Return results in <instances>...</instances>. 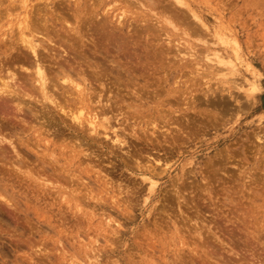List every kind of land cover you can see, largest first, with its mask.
Returning a JSON list of instances; mask_svg holds the SVG:
<instances>
[{"label":"rangeland","instance_id":"1","mask_svg":"<svg viewBox=\"0 0 264 264\" xmlns=\"http://www.w3.org/2000/svg\"><path fill=\"white\" fill-rule=\"evenodd\" d=\"M250 1L251 4H249ZM257 2L258 0H0V39L5 37L6 42L10 39V46H15L13 39H18L19 17L30 13L32 17H29L35 20L36 17L42 18L39 14L50 15L52 10L58 11L61 16L74 23L76 15H79L80 24L86 22L88 29L83 24L81 29L84 30L81 31L88 34L87 36L99 37L98 34L101 32L102 35L105 32L106 37L111 36L112 47L106 42L109 45H107L108 50L110 52L113 50L114 54L116 51L122 54L126 51L124 56L129 54L130 57L125 56L129 60L123 59L125 64L127 63L126 66L132 67L133 70L130 69V77L126 76L124 71L112 70L120 76L122 73V76L128 79L132 77V81L121 83L122 86H126L121 92L125 94L124 98L127 101L139 103L140 108L143 107L141 112L146 114L145 117H142L140 113V117L138 114L135 117L130 116L133 119L129 117V121L121 117L119 120L117 118L111 120V125L114 121L117 122L115 124L117 127L114 126L121 134L125 133L124 130H130V133L140 136L135 138V135L128 133L130 137H127L130 139L127 140L128 148L115 146L113 153L110 152L109 145L112 144L111 139L114 137V133L111 134L113 129L109 130L111 133L107 130L111 138L106 140L110 139V142L102 141L104 137L101 136V139L97 141L98 144L93 145L79 137V140L81 139L84 143L83 147L86 148L87 145L97 154H95L98 156L96 159L99 160L101 156L104 159L107 152L109 157L106 156L107 159L104 160L101 157L97 164H103L100 166L101 169L110 174L107 178L114 179L115 183L123 184L122 188L127 186V189L124 188L126 192L124 194L119 193L118 188L112 187L106 177V179L103 178L105 173L100 175L95 174L94 168L90 170L92 167L87 166L88 160L85 156V158L83 155L75 157L77 158L75 162L71 145L75 143L74 139L81 135H71L69 127L61 123L58 117L62 114L53 108L51 112L54 110V113L52 112L53 115L55 114L54 120L48 125L50 127H47L51 130L57 129L59 132L54 130L53 135L42 132L40 142L36 140L38 138L34 133L40 124L36 123L38 121L33 120L34 118L31 119L33 124L28 122L31 118L30 114H28L29 118L26 116L27 113L20 112L18 113L20 118L6 120V122L3 120L4 123H13V120L16 122L14 123L17 127L14 125L16 129L13 128L19 133L13 138L21 137V139H15L18 141L16 145L21 155L16 158L6 143L0 144L5 149L0 148L7 150L6 155L9 152L7 156L10 161L15 160L17 164L21 162V169L18 166L14 168L9 163L6 166L0 164V193L5 194L9 200L8 202L0 199V264H76L75 261L79 264H81L80 261L84 264H241L245 258L244 264H255L259 260L257 264H264V8ZM185 13L187 18H184ZM51 18L54 16L49 17V23L53 20ZM96 22H98L97 25ZM100 29L103 31L99 32ZM107 29L114 31L112 33L118 36L110 35L111 32L109 34ZM67 33L65 37L75 39L73 31ZM205 42L208 47L204 45ZM3 43L0 40V60H4L6 56L2 53L5 48ZM6 45L8 47L9 43ZM124 45L122 50H118ZM16 46L17 50L19 45ZM114 47L117 49H113ZM16 50L10 55H15ZM213 51L215 52L212 53ZM191 53L196 57L190 56L193 55ZM45 54L47 56L48 53L45 52L43 55ZM214 57L216 61L218 59L217 63H222L217 65ZM211 59L213 62L210 61ZM17 64L11 68L16 67L15 71H20ZM206 66L208 68H205ZM218 70H222L221 73ZM89 71L87 76L92 78V71ZM21 72H17L18 75H24ZM2 73H5V70ZM111 75L110 73L109 79L103 81H109L108 86L115 80L110 81ZM92 79L94 82L95 79ZM95 84H97L96 81ZM95 84L92 85L93 90L97 91L100 86ZM132 90L140 92L143 100H138ZM102 95H105L103 100L106 102L107 93ZM222 103H226V106ZM126 115L129 114L126 113ZM22 116L25 120L27 119L26 126L19 122ZM149 118L155 119L159 126L166 123V120H171L163 124L167 128L161 130L165 132V135L160 137L163 143L155 139L162 134L161 131L158 130V133L155 129L156 133H152L151 125L147 133L142 130V127H146V122H141L142 119ZM212 119L217 120L213 122ZM176 121L182 122L178 124ZM66 123L70 121L66 120ZM176 123L183 129L191 128L192 131L189 130L190 133L184 137L180 134V130L172 127L176 126ZM121 124H126L124 130ZM101 132L104 133L103 130ZM152 134H156L155 137ZM62 135H65L62 138L69 139L68 141L72 143L59 139ZM178 135L181 138H176L180 141L177 143L174 137ZM44 136H49L45 140L50 139L52 143L49 150L45 151L42 145ZM70 136H72L71 139ZM131 136L135 137L131 138ZM166 136L168 140L171 138L170 144L164 141ZM32 143H34L33 146ZM36 145L39 147L37 148ZM99 145H102L101 149ZM97 147H99L98 150ZM135 148L137 153L134 151ZM69 149L72 151L71 154ZM50 150L54 156L53 162L47 153ZM115 150L118 152L116 153ZM125 150L139 157L142 164L147 161L156 166L158 163V167L153 170L154 172H145L144 166L139 168L135 161L128 158L129 154ZM96 151L100 152L101 156ZM41 152L47 154L49 159L43 157ZM46 160L49 162L47 163ZM36 166L40 169L37 170ZM29 167L32 169H26ZM38 172L40 174L42 172L43 176L40 177ZM28 174L32 175L29 177ZM188 175L190 177H187ZM80 176L84 179H80ZM98 176L100 181H97ZM143 177L158 180L155 188L153 187V192L148 186L150 180H145ZM118 179H122L125 184ZM102 184L109 187H102ZM90 186L92 189H89ZM99 189H101L100 192ZM131 190L136 191L133 193ZM118 193L124 198H121ZM110 194L114 196H111L112 200H110ZM147 194L150 196L148 197ZM130 199L135 201V207L132 205L133 209L130 206ZM133 200L132 204H134ZM192 216L193 218H190ZM201 218L210 221L209 226L208 222L204 219L201 221ZM101 220L104 221L100 222ZM198 221L199 223L196 224L195 222ZM105 222L108 225L104 224ZM192 222L195 224L193 225ZM211 223L215 230L210 228ZM195 225L200 230L196 229ZM116 227L122 231V235L111 234L110 231L115 230ZM113 240L115 242L111 243ZM226 240L235 241L233 243L235 247H232L233 250L236 248L235 252L231 249L227 250L228 244H224ZM111 246L115 248L112 250ZM92 254L100 256L90 258L93 262L89 263L90 260L86 259ZM229 257L230 263L227 262Z\"/></svg>","mask_w":264,"mask_h":264},{"label":"bare ground","instance_id":"2","mask_svg":"<svg viewBox=\"0 0 264 264\" xmlns=\"http://www.w3.org/2000/svg\"><path fill=\"white\" fill-rule=\"evenodd\" d=\"M254 2V1H253ZM257 3H260L261 4V6H262V8H264V0H258V2ZM249 4H251V1L249 2ZM256 4V3H255ZM259 5V4H258ZM254 6V5H253ZM252 6V7H253ZM254 8V7H253ZM261 8V9H262ZM255 10V9H254ZM54 10H52V12H50L49 14L51 15V16H54V18H51V19H53L52 20V22H50L49 23V17H51L50 15H46V14H39V13H37V14H39V15H42V18H38V17H36L35 18V20L34 19H32L31 17H32V14H30V13H28V14H26L25 16H23V17H19L18 18V22H17V30H18V39L17 40H14L13 39V41H14V44H18L19 45V47L17 48V50H16V45L15 46H10V42H9V40L6 42V40H7V38H1L0 40L2 41V42H4L3 44H4V46H5V48L2 50V53H4L6 56H5V58H4V60H0V144H3V143H6V144H8L9 146H10V148H11V151L13 152V154L15 155V157L16 158H18V157H20V152L18 151V145H16L17 143H18V141H15V139L16 140H18V139H21V137L20 138H13V136L15 137L16 136V134H18L19 132L18 131H14V128L16 129V125H15V119L16 118H20V116L18 115V113H20V112H22V114L24 113V114H26L27 113V117H29L30 115V120H28V122L30 121L31 122V119H33V120H36V121H38V122H36V123H38V124H40L39 126L40 127H38L37 129H36V131L34 132V133H36L35 134V136H36V138H38V139H36L38 142H40L41 141V139H42V137H41V133L42 132H47V135H50V134H48V133H51L52 135L54 134V130H57V129H54V130H51V128H49L48 129V127H50V126H48V125H50V123L54 120V115H53V113H54V110H56L57 112H59L60 114H62L61 116H58V117H60V121H61V123H64V125L65 126H68L69 127V130L71 131V135H76V136H78V135H81V136H78V137H76V138H78V139H74L75 140V143H72L71 141H68L69 139H64V138H62L63 136H65V135H62L59 139H64V140H66V141H68V142H71L72 143V145H71V147L73 146V153L74 154H72L73 155V158L75 159V157H79V155L81 156V155H83V157L86 159V160H88L87 161V166L89 165V167L91 168L90 170H93V168L96 170L95 171V174L96 173H98V174H100V175H102V173H105L103 176V178H107L110 174L109 173H106V172H104L101 168L102 167H100L101 165H103V164H101V165H98L97 164V162L99 161L100 162V159H101V157H102V159H103V156H101L100 155V152H101V150H99L100 152H98V151H96V152H98L99 153V155L101 156L100 157V159L98 160V159H96V158H98V156H96L97 154L96 153H94L93 152V150L92 149H90V147H88L87 145H86V148L85 147H83V144L84 143H82L83 141H81V139H83V140H85V141H87V142H89V143H92L93 145L95 144H98V140H99V138L101 137V136H103L104 138H102V141H105L106 139H108V138H111L109 135H110V131H111V129H113V132L111 133V134H113L114 133V137H113V135H112V137H113V139H111V142H112V144L111 143H108V144H111V145H109V146H111V147H109L110 148V152L111 153H113V147H121L122 148V146H126V148H128L129 147V143H128V139L130 138L129 136H128V133H129V135H131L132 133H130V130H124L125 129V125L127 124V123H129L128 121V118L130 117V116H136V114H138V117H140V115H139V113L141 114V116L142 117H145L146 116V114L144 115L141 111V109L143 108V107H141L140 108V104L138 103H133L132 101H127L125 98H124V93H122L121 91H122V89H123V87L124 88H126V86H122L121 85V83H125V82H127V81H132V77L131 78H126L125 76L123 77L122 76V73H121V76L119 75V74H117V73H114L112 70H114V69H116V70H120V71H124L125 73H126V76H129V75H131V68H129L128 66H126V64H125V60L127 61V60H129V58H125V56L126 57H128L129 56V52L127 53L128 55H125L124 56V53H126V51H123V54L122 53H120V51L119 52H117L116 51V53L114 54V53H112L113 52V50H111L112 52H110L108 49V47H107V45L109 44V45H111L112 43H113V40H110V37L108 36V37H106L107 35L105 34V32H104V34L103 35H105V36H103L102 35V32L101 31H103V30H101L100 29V31L99 32H101L100 34H98L99 35V37H97V36H95V38H94V36H87L88 34H84L81 30L83 29H81V27L83 26V24L85 25V23L83 22V24H82V22H81V24H80V22H79V15H76V22L74 23L73 21V23L72 22H70L66 17H64V16H61V14L58 12V11H56V12H54ZM183 12V11H182ZM263 12V11H262ZM72 14V13H71ZM186 15H184V18L187 16V13H185ZM262 14V13H261ZM36 14H34V16H35ZM260 15V14H259ZM264 15V14H263ZM6 16V15H5ZM29 16H31V17H29ZM73 16V15H72ZM75 16V15H74ZM179 16H181V15H179ZM6 17H8V16H6ZM84 18V17H83ZM184 18H183V21H184ZM187 18V17H186ZM81 19V18H80ZM186 20V19H185ZM75 21V20H74ZM81 21V20H80ZM84 21V20H83ZM88 21H90V20H88ZM87 21V22H88ZM99 22V21H98ZM98 22H96V25L98 24ZM184 22H186V21H184ZM100 23V22H99ZM92 24V23H91ZM101 24V23H100ZM102 24H105V23H102ZM81 25V26H80ZM93 25V27L95 28V26H94V24H92ZM99 26V25H98ZM97 26V27H98ZM85 27H86V25H85ZM84 27V28H85ZM89 27V26H88ZM102 27V26H101ZM203 27V26H202ZM87 28V27H86ZM203 28H205V27H203ZM88 29V28H87ZM97 29V28H96ZM95 29V30H96ZM84 30V29H83ZM68 31H73L74 33H72V34H74L75 35V39H73V37L72 38H70L69 37V35L71 34V33H69V35H68V37L70 38H67V37H65L64 35H65V33H67ZM107 32H109V34H110V30L108 31V29L106 30ZM64 34V35H62V33ZM93 32V31H92ZM95 32V31H94ZM93 32V33H94ZM106 32V33H107ZM112 32H114V31H112ZM111 32V34L110 35H113L114 33H112ZM218 33V32H217ZM68 34V33H67ZM108 34V33H107ZM116 34V33H115ZM114 34V35H115ZM4 35V34H3ZM73 35V36H74ZM117 35V34H116ZM9 36V35H8ZM118 36V35H117ZM224 36V35H223ZM104 37V38H103ZM106 37V38H105ZM115 36H113V38H114ZM122 37V36H121ZM117 38V37H116ZM115 38V39H116ZM120 38V37H119ZM118 38V40H120ZM123 38V37H122ZM223 38V37H222ZM104 39H106V40H104ZM112 39V38H111ZM114 39V40H115ZM123 39H125V38H123ZM223 40H225L224 38H223ZM12 41V42H13ZM125 41V40H124ZM106 42H108V44H106ZM110 42H112V43H110ZM128 42V41H127ZM6 43H9V46L7 47V45H6ZM114 43H116V41L114 42ZM120 43H121V41H120ZM123 43V42H122ZM129 43V42H128ZM206 43V42H205ZM13 44V43H12ZM126 44V43H125ZM108 45V46H109ZM204 45H208L207 43L206 44H204ZM114 46V45H113ZM111 47H112V45H111ZM110 47V48H111ZM125 47V45L124 46H120V49H118V50H122L121 48H124ZM208 47V46H207ZM7 49H9V51H7ZM113 49H117V48H113ZM204 49V48H203ZM202 49V50H203ZM216 49V48H215ZM16 50V54L15 55H10V53H12V51H15ZM127 50V49H126ZM206 50V49H205ZM208 50H209V48H208ZM208 50H206V51H208ZM211 50V49H210ZM201 51V50H200ZM204 51V50H203ZM203 51H201V52H203ZM45 52H47L48 54H47V56H46V54L45 55H43ZM115 52V51H114ZM122 52V51H121ZM209 52V51H208ZM208 52L207 53H205V56H206V54H208ZM215 51H213L212 53H214ZM222 52V51H221ZM220 52V54H222ZM43 53V54H42ZM211 53V52H210ZM218 53V52H217ZM120 55V54H122L121 56H117V55ZM191 54H193V53H191ZM200 54H203V53H200ZM130 55H132L131 53H130ZM136 55V54H135ZM199 55V54H198ZM197 55V56H198ZM204 55V54H203ZM218 55H219V53H218ZM223 55V54H222ZM115 56V57H114ZM190 56H195L194 54L193 55H190ZM208 56H210V54L208 55ZM212 56V55H211ZM224 56V55H223ZM222 56V57H223ZM226 56V55H225ZM130 57V56H129ZM196 57V56H195ZM213 57V56H212ZM123 58H125V60L123 59ZM211 58V57H210ZM215 58V57H214ZM226 58V57H225ZM224 58V59H225ZM197 59H198V57H197ZM201 59V58H200ZM204 59V58H203ZM223 59V60H224ZM60 60H62V61H60ZM70 60H72V62H70ZM193 60V59H192ZM199 60V59H198ZM202 60V59H201ZM215 61H216V58L214 59ZM220 60V59H219ZM222 60V61H223ZM226 60V59H225ZM18 61H22L21 63H16V62H18ZM132 61V60H131ZM205 61H206V57H205ZM207 61H208V59H207ZM210 61H212L213 62V59H211ZM214 61V62H215ZM217 61H218V59H217ZM217 61H216V63H217ZM179 62H180V60H179ZM203 62H204V60H203ZM211 62V63H212ZM198 63H200V61L198 62ZM222 63V62H221ZM221 63H217V65H219V64H221ZM16 64L17 65H19L18 67H20V71H22L21 73L22 74H24V75H18L19 73H17V72H20V71H15L16 70V67H15V69H12L11 67L13 66V65H15L16 66ZM65 64H67V65H65ZM182 64V63H181ZM224 64H226L225 62H224ZM214 65H216V64H214ZM223 65V64H222ZM109 66V67H108ZM202 66H204V65H202ZM231 66V65H230ZM14 67V66H13ZM205 68H208L207 66L205 67ZM211 68V67H210ZM213 68H215V67H213ZM5 70V73H2V71H4ZM131 69V70H130ZM134 69V68H133ZM212 69V68H211ZM211 69H209V70H211ZM217 69V68H216ZM89 70H91L92 72H91V74H92V78H94L95 79V81H96V83L97 84H99V86H100V89L98 88V90H100V91H94L93 89H94V86H92V85H94L95 84V81L93 82V79L92 78H90V77H88L87 75V71H89ZM133 71V70H132ZM206 71V70H205ZM215 71V70H214ZM219 71V70H218ZM220 71H222V70H220ZM219 71V72H220ZM230 71H231V69H230ZM90 72V71H89ZM123 72V73H124ZM208 72H211V71H208ZM217 72V71H216ZM218 72V73H219ZM110 73L112 74L111 75V77H112V79L110 78V81L111 80H114V81H111L110 82V85L108 86V84H109V81L108 82H103L104 80H108L109 79V75H110ZM213 73V72H212ZM221 73V72H220ZM114 74V75H113ZM216 74V73H215ZM224 74H225V72H224ZM90 75V74H89ZM213 75V74H212ZM217 75H220L221 76V74H217ZM227 76H228V74H226ZM231 75H233V73H231ZM114 77V78H113ZM130 77V76H129ZM98 81H99V83H98ZM108 83V84H107ZM243 83V82H242ZM97 84H95V85H97ZM244 84V83H243ZM98 86V85H97ZM97 86H96V88H97ZM240 87H242V85L240 86ZM96 90V89H95ZM94 92H97V93H94ZM132 92H133V94L135 95V97L138 99V100H140V101H142L143 100V97H142V94L140 93V92H137V91H134V90H132ZM104 93H107V96H106V99H105V101L106 102H104V98H103V96L105 97V95H102V94H104ZM232 93V92H231ZM208 94V93H207ZM210 94V93H209ZM223 95V94H222ZM95 96H97V97H94ZM123 97V98H122ZM214 97H217V96H214ZM231 97H232V94H231ZM233 97H235V96H233ZM206 98V97H205ZM218 98V97H217ZM119 99H120V101H119ZM239 98H237V100H238ZM26 100H28V101H26ZM133 101H135V100H133ZM196 100H195V98H194V102H195ZM231 101H232V98H231ZM234 101H236V100H234ZM241 101V100H240ZM239 101V102H240ZM114 104H113V103ZM205 102H206V100H205ZM208 102V101H207ZM238 102V101H237ZM211 103H213V102H211ZM210 103V104H211ZM233 103V102H232ZM247 103V102H246ZM193 104V103H192ZM214 104H216V103H214ZM213 104V105H214ZM222 104H225V106H226V103H222ZM234 104H235V102H234ZM39 106V107H38ZM207 106V105H206ZM212 106V105H211ZM220 106V105H219ZM219 106H217V107H219ZM232 106V105H231ZM235 106V105H234ZM194 107V106H193ZM196 107V106H195ZM208 107V106H207ZM214 107H216V106H214ZM54 109L52 112H51V109ZM220 108V107H219ZM222 108L224 109V106H222ZM146 109V108H145ZM229 109V108H228ZM231 109V108H230ZM140 111V112H139ZM158 111V110H157ZM174 111V110H173ZM209 111V110H208ZM224 111V110H223ZM229 111V110H228ZM108 112H110V113H108ZM128 113L129 115L127 116L126 115V113ZM202 112V111H201ZM207 112V111H206ZM212 112V111H211ZM131 113V114H130ZM145 113V112H144ZM28 114H30V115H28ZM162 114V113H161ZM201 114V113H200ZM205 114V113H204ZM144 115V116H143ZM151 115V114H150ZM25 116V115H24ZM24 116H22L21 117V119H19V122H22L25 126H26V124L25 123H27V119L25 120L24 118L26 117H24ZM63 116V117H62ZM65 116V117H64ZM153 116V115H152ZM157 116V115H156ZM215 116V115H214ZM24 117V118H23ZM123 118V119H125V120H128V121H126L125 123L126 124H121V126H122V130H124L123 132H125V133H120V132H118V130H116V121H114L113 122V125H111L112 123H111V120L113 119V118H117L118 120H119V118ZM154 117V116H153ZM204 117V116H203ZM213 117V116H212ZM66 118H69V119H66V120H69L70 121V123H66V120L65 119ZM131 118V117H130ZM165 119H166V117H164ZM181 118V117H180ZM179 118V119H180ZM206 118H207V116H206ZM213 118H216V117H213ZM11 119H14L13 120V123L12 122H8V123H4V121L3 120H5V122H6V120H11ZM131 119H133V118H131ZM137 119V118H136ZM135 119V120H136ZM161 119H163V117H161ZM182 119H184V117H182ZM114 120V119H113ZM112 120V121H113ZM141 119L139 118V121H140ZM177 120V119H176ZM214 120H217V119H212V121L213 122H215ZM222 120V119H221ZM16 121H18V120H16ZM59 121V122H60ZM138 121V120H137ZM143 121H145L146 122V127H142V130L144 131V133H147V131H148V129H149V125H151V127L153 128V131H152V133H156L154 130L155 129H157V131L159 130V131H161V130H165V129H167V128H165L164 127V125L163 124H166L167 122L169 123V122H171V120H169L168 119V121L166 120V123L164 122L161 126H159V124L157 123V121L155 120V119H148V120H143L142 119V121L141 122H143ZM164 121V120H163ZM162 121V122H163ZM180 121V120H179ZM177 122L178 124L180 123L181 124V122ZM183 121H185V120H183ZM187 121V120H186ZM218 121H219V119H218ZM15 122V123H14ZM33 122V121H32ZM31 122V123H32ZM58 122V123H59ZM174 122V121H173ZM217 122V121H216ZM121 123V122H120ZM123 123V122H122ZM177 123L175 124L176 126H172V127H174L175 129L177 128V130H180V134H182L184 137L185 136H187L188 135V133H190L189 132V130H191L192 131V129L190 128L189 130L188 129H183V127H181V125H177ZM10 124V125H9ZM18 124V123H17ZM20 124V123H19ZM18 124V125H19ZM22 124V125H23ZM28 124H30V123H28ZM27 124V126L28 127H30L29 125ZM33 124V123H32ZM140 124V123H139ZM171 124V123H170ZM182 124H184V123H182ZM14 125L16 126V127H14ZM23 125V126H24ZM116 127H115V126ZM128 125V124H127ZM131 125V124H130ZM133 125V124H132ZM131 125V126H132ZM19 126H21V125H19ZM38 126V125H37ZM48 126V127H47ZM129 126V125H128ZM14 127V128H13ZM120 127V126H119ZM130 127V126H129ZM132 127H134V125L132 126ZM140 127V126H139ZM21 128H23V127H21ZM66 128V127H65ZM163 128V129H162ZM13 129V130H12ZM24 129H25V127H24ZM29 129V128H28ZM59 129V128H58ZM120 129V128H119ZM168 129H169V127H168ZM19 130V129H18ZM34 130H35V127H34ZM60 130V129H59ZM104 131V133L103 132H101V131ZM107 130L110 132L109 134H108V132H107ZM19 131H21V130H19ZM53 131V132H52ZM63 131V130H62ZM159 131H158V133H159ZM168 131V130H167ZM194 131V130H193ZM23 132V131H22ZM25 132V131H24ZM23 132V133H24ZM44 132V133H45ZM57 132H59L58 130H57ZM61 132V131H60ZM131 132H133V130H131ZM162 132V131H161ZM160 132V133H161ZM173 132H174V130H173ZM194 132H196V131H194ZM55 133H56V131H55ZM67 133H69V132H67ZM136 133V132H135ZM168 133V132H167ZM176 133V132H175ZM46 134V133H45ZM56 134H58V133H56ZM63 134V133H62ZM70 134V133H69ZM69 134H67V135H69ZM44 135V134H43ZM51 135V136H52ZM132 135H135V134H132ZM155 135L156 134H152V136H154L155 137ZM162 135H165V132H162V134L161 135H159L157 138H155L159 143H161V141H160V137L162 136ZM166 135H168V134H166ZM181 135V136H182ZM189 135H193V134H189ZM40 136V137H39ZM59 136V135H58ZM136 136V135H135ZM135 136H131V138H133V137H135ZM174 136V135H173ZM194 136V135H193ZM46 137H48L49 138V136H46ZM45 136L43 137V140H44V142H42V143H44V144H42V145H44V151L45 150H49V146L52 144L51 143V140L50 139H47V140H45V138H46ZM56 137V136H55ZM71 137L72 136H70V139H71ZM79 137L81 138L80 140H79ZM127 137H129L128 139H127ZM148 137V136H147ZM168 137H169V135H168ZM172 137V136H171ZM50 138H52V137H50ZM68 138V137H67ZM135 138H140V136H136ZM150 138V137H149ZM176 138H181L179 135H178V137L176 136V137H174V139H175V142H180V141H178L179 139H176ZM55 139V138H54ZM57 139V138H56ZM101 139V138H100ZM104 139V140H103ZM151 139H152V137H151ZM151 139H149V140H151ZM173 139V140H174ZM188 139V138H187ZM190 139V138H189ZM26 140V139H25ZM24 140V141H25ZM53 140V139H52ZM79 140V141H78ZM130 140V139H129ZM170 141H172L171 140V138L169 139ZM168 139H167V136H166V139L164 140L165 142H167V143H169L170 144V141H169ZM177 140V141H176ZM36 141V142H37ZM72 141H73V139H72ZM101 141V142H102ZM107 141V140H106ZM109 142H110V139L108 140ZM107 141V142H108ZM152 141V140H151ZM184 141V140H183ZM17 142V143H16ZM53 142V141H52ZM56 142H57V140H56ZM62 142V141H61ZM67 142V143H68ZM74 142V141H73ZM87 142H85V143H87ZM158 142H157V144H158ZM182 142V141H181ZM19 143H20V141H19ZM65 143V142H64ZM70 143V144H71ZM149 143H150V141H149ZM153 143V142H152ZM162 143H163V141H162ZM173 142H171V144H172ZM183 143H185V141L183 142ZM22 144H23V142H22ZM33 144L34 143H32V146H33ZM91 144V145H92ZM164 144H166V143H164ZM27 145H29V143L27 144ZM26 145V146H27ZM38 145H40L39 143H38ZM55 145V144H54ZM54 145H53V147H54ZM90 145V146H91ZM93 145L91 146V147H93ZM106 145H107V143H106ZM162 145V144H161ZM167 145V144H166ZM60 146H62V145H60ZM65 146V145H64ZM66 146H68V145H66ZM100 146V145H99ZM102 146V145H101ZM101 146H100V149H101ZM128 146V147H127ZM160 146V145H159ZM173 146V145H172ZM1 147V146H0ZM22 147V146H21ZM31 147V146H30ZM36 147H37V145H36ZM35 147V148H36ZM39 147V146H38ZM37 147V148H38ZM41 147V146H40ZM52 147V148H53ZM58 147V146H57ZM133 147V146H132ZM160 147H162V146H160ZM1 148H3V149H5V147H1ZM0 148V164L2 165H4V166H6L8 163H9V165L10 166H13L14 168H15V166H18L19 167V169H21V167H20V165H21V162H19V164H17V163H15L14 161L15 160H11L10 161V159H9V157L7 156L8 154H9V152H8V154L6 155V151L7 150H3V149H1ZM19 148H20V145H19ZM23 148H24V146H23ZM26 148V147H25ZM28 148V147H27ZM33 148V147H32ZM34 148V151L36 150ZM62 148V147H61ZM74 148H76V149H74ZM98 148L99 147H97V150H98ZM118 148V149H119ZM29 149H31V148H29ZM59 149V148H58ZM96 149V148H95ZM95 149H94V151H95ZM117 149V150H118ZM124 149V148H123ZM130 149H131V143H130ZM136 149V150H135ZM134 149V151H136V153H137V148H135ZM42 150V149H41ZM56 150V149H55ZM65 150V149H64ZM84 150H90V152H87V151H84ZM103 150V149H102ZM32 151H33V149H32ZM52 150H50V152H51ZM68 151H70V149L68 150ZM116 151V150H115ZM120 151H121V149H120ZM36 152V151H35ZM49 151L47 152V153H49L48 155L50 156V158L52 159V157H54L53 156V154H52V152L50 153ZM71 152L72 151H70V154H71ZM118 151H116V153H117ZM125 152H127L126 150H125ZM37 153V152H36ZM42 153V152H41ZM64 153H66V154H69L68 152H65L64 151ZM105 153V152H104ZM107 153V152H106ZM105 153V155L106 156H108L107 154ZM109 153V152H108ZM121 153V152H120ZM128 154H129V156H128V158H131L133 161H135V163H136V165L139 167V168H141V166H144V168H145V170L144 169H142V170H144L145 172L147 171V172H154L153 170H155L156 169V167H158V163L156 164V166H153V164H149V163H147V161L146 162H144V164H142V162L139 160V157H135L136 155H134V154H132V153H130V151H128L127 152ZM127 153H125V154H127ZM96 154V155H95ZM11 155V154H10ZM42 155H43V157H47L44 153H42ZM104 155V156H105ZM118 155H119V153H118ZM120 155H122V154H120ZM12 156V155H11ZM65 156V155H64ZM105 156V157H106ZM123 156V155H122ZM121 156V157H122ZM37 157H39V156H37ZM42 157V158H43ZM62 157H63V155H62ZM82 157V156H81ZM81 157H80V160H81ZM104 157V159H107V158H105ZM109 157V156H108ZM48 159H49V157H47ZM65 158V157H64ZM70 158V157H69ZM125 157H123V159H124ZM41 159V158H40ZM45 158H43V160H44ZM55 159V158H54ZM77 159V158H76ZM75 159V160H76ZM96 159V160H95ZM103 159V160H104ZM110 159H112V158H110ZM110 159H108V160H110ZM74 160V161H75ZM113 160V159H112ZM17 161V160H16ZM42 161V160H41ZM45 161V160H44ZM71 161V160H70ZM79 161V160H78ZM82 161V160H81ZM83 161H85L84 159H83ZM96 161V162H95ZM102 161V160H101ZM126 161V159L124 160V162ZM158 162H159V160H157ZM46 162L48 163L49 162V160L47 161L46 160ZM51 162V161H50ZM52 162H53V159H52ZM54 162H55V160H54ZM68 162V161H67ZM75 162H77V160L75 161ZM104 162V161H103ZM112 162V161H111ZM121 162V161H120ZM152 162V161H151ZM42 163V162H41ZM80 163V162H79ZM82 163V162H81ZM80 163V164H81ZM102 163V162H101ZM105 163V162H104ZM149 164V165H146V164ZM100 164V163H99ZM114 164H115V161H114ZM123 164V163H122ZM155 164V163H154ZM81 165H83V163L81 164ZM106 165V164H105ZM111 165V164H110ZM109 165V166H110ZM45 166V165H44ZM115 166V165H114ZM128 166V165H127ZM131 166V165H130ZM32 167V166H31ZM31 167H29V168H26V169H32ZM37 167V166H36ZM38 167H40L39 165H38ZM37 167V170L38 169H40V168H38ZM82 167V166H81ZM96 167V168H95ZM113 167V166H112ZM135 167V166H134ZM167 167V166H166ZM42 168V167H41ZM115 168V167H114ZM127 168V167H126ZM132 168H133V166H132ZM137 168V167H136ZM163 168V167H162ZM165 168V167H164ZM163 168V169H164ZM34 169V168H33ZM42 169H44V168H42ZM41 169V170H42ZM99 169V170H98ZM128 169V168H127ZM126 169V170H127ZM138 169V168H137ZM160 169V168H159ZM166 169V168H165ZM23 170H24V168H23ZM36 170V171H37ZM88 170V169H87ZM115 170V169H114ZM134 170V169H133ZM132 170V171H133ZM63 171V170H62ZM109 171V170H108ZM131 171V170H130ZM158 171V170H157ZM161 171V170H160ZM29 172V171H28ZM28 172H26V173H28ZM42 172H43V174H44V170H42ZM42 172H41V174H42ZM64 172V171H63ZM82 172V171H81ZM85 172V171H84ZM111 172V171H110ZM114 172V171H113ZM139 172H140V170H139ZM162 172V171H161ZM29 173H31V172H29ZM39 173V172H38ZM45 173H46V169H45ZM130 173V172H129ZM132 173V172H131ZM163 173V172H162ZM169 173V172H168ZM188 173H189V171H188ZM35 174L37 175V173L35 172ZM40 174V173H39ZM40 174V177H42L43 175H41ZM93 174H94V172H93ZM94 174V175H95ZM112 174V173H111ZM133 174V173H132ZM138 174V173H137ZM144 174V173H143ZM142 174V175H143ZM153 174V173H152ZM184 173H182V175H183ZM186 174V173H185ZM25 175H27V174H25ZM29 175V177H30V175H32V174H28ZM45 175V174H44ZM113 175V174H112ZM142 175H140V176H142ZM146 176H148L147 174H145ZM35 176V175H34ZM37 176H39V175H37ZM45 176H47V175H45ZM69 176V175H68ZM91 176V175H90ZM146 176H144V177H146ZM164 176V175H163ZM180 176V174L178 175V177ZM25 177V176H24ZM99 177V176H98ZM97 177V181H100L101 179H100V177L98 178ZM102 177V176H101ZM143 177V178H144ZM153 177V176H152ZM152 177H147V178H144L145 180H147L148 179V181L150 180V182H149V184H148V186H149V188L151 189V191L153 190V187L155 188V186H156V184H157V181L158 180H154ZM187 177H190V175H188ZM36 178V177H35ZM39 178V177H38ZM102 178V179H103ZM105 178V179H106ZM123 178V177H122ZM128 178V177H127ZM140 178V177H139ZM154 178H156V177H154ZM181 177H179V179H180ZM80 179H84V178H81V176H80ZM104 179V180H105ZM109 178H107V181H108V183H110V185L112 186V187H115V188H118L119 190V193L121 192V193H126V192H124V188H126L127 189V186L125 185L124 186V188H122V186L121 185H123V184H121V183H115V181H114V179H112V178H110L109 180H108ZM124 179V178H123ZM36 180V179H35ZM42 180V179H41ZM72 180V179H71ZM103 180V181H104ZM117 180V179H116ZM119 180V179H118ZM122 180V179H121ZM121 180H119V181H121ZM141 180V179H140ZM176 180H178V178L176 179ZM106 181V180H105ZM104 181V182H105ZM147 181V182H148ZM36 182V181H35ZM51 182V181H50ZM82 182V181H81ZM86 182H88V181H86ZM86 182H84L85 184H86ZM122 182H123V180H122ZM125 182H126V180H125ZM143 182H144V180H143ZM42 183V182H41ZM45 183V182H44ZM59 183V182H58ZM106 183V182H105ZM105 183H103V184H105ZM124 183V182H123ZM83 184V183H82ZM84 184V185H85ZM102 184V187H106V186H108L109 187V185H106V186H104ZM125 184V183H124ZM130 185H131V183H129ZM44 185V184H43ZM79 185V184H78ZM87 185V184H86ZM98 185V184H97ZM127 185H128V181H127ZM89 186V185H88ZM137 186H139V185H137ZM158 186V185H157ZM173 186H175L174 184H173ZM57 187L59 188V186L57 185ZM80 187V186H79ZM101 187V185H100V188H102ZM133 188H134V186H132ZM159 187V186H158ZM66 189H67V187H65ZM78 188V187H77ZM81 188V187H80ZM83 189H84V187H82ZM88 188V187H87ZM92 189V187L90 186L89 187V189ZM94 188V187H93ZM107 188V187H106ZM111 188V187H110ZM148 188V187H147ZM148 188V189H149ZM178 188V187H177ZM72 189H75V188H72ZM82 189V190H83ZM85 189H86V186H85ZM113 189V188H112ZM125 189V190H126ZM4 191H5V189H3ZM60 190V189H59ZM76 190V189H75ZM74 190V191H75ZM107 190V189H106ZM113 190H115V189H113ZM72 191V190H71ZM71 191H70V193H71ZM93 191V190H92ZM101 191V189H99V192ZM105 191V190H104ZM117 191V190H116ZM117 191V192H118ZM127 191V190H126ZM131 191H133V190H131ZM130 191V192H131ZM134 191H136V190H134ZM134 191H133V193H134ZM147 191H149V190H147ZM85 192V191H84ZM88 192V191H87ZM103 192V191H102ZM116 192V193H117ZM153 192V191H152ZM68 193V192H67ZM86 193V192H85ZM96 193V192H95ZM105 193V192H104ZM118 193V195H120ZM132 193V192H131ZM133 193H132V195H133ZM7 194H8V191H7ZM87 194H89V193H87ZM91 194V193H90ZM107 194V193H106ZM112 194H115V193H112ZM112 194H110V200H112L111 199V196H113ZM130 194V193H129ZM86 195V194H85ZM100 195V194H99ZM116 195V194H115ZM122 195V194H121ZM120 195V196H121ZM148 195V194H147ZM9 196V195H8ZM90 196V195H89ZM128 196V195H127ZM150 195H148V197H149ZM12 197V196H11ZM10 197V198H11ZM96 197H98V196H96ZM114 197V196H113ZM124 198V196H121V198ZM89 198H91V196L89 197ZM93 198V197H92ZM100 198V197H99ZM115 198H117V197H115ZM133 198V197H132ZM0 199H4V200H7L8 202H9V200H8V198H6V195L5 194H1L0 193ZM96 199V198H95ZM101 199H102V196H101ZM107 199V198H106ZM3 200V201H4ZM132 200L133 199H130V201H131V205L130 206H134L135 207V201L133 200V203L134 204H132ZM84 201V200H83ZM96 201H98V200H96ZM114 201V200H113ZM116 201V200H115ZM148 201V200H147ZM5 202V201H4ZM121 202V201H120ZM125 202H127V201H125ZM128 202H129V199H128ZM127 202V203H128ZM145 202H146V200H145ZM6 203V202H5ZM101 203V202H100ZM105 204V203H104ZM114 204V203H113ZM116 204V203H115ZM122 205V204H121ZM133 206H132V209H133ZM107 208V207H106ZM167 209V208H166ZM112 211V210H111ZM110 211V212H111ZM116 212V211H115ZM198 212V211H197ZM90 214V213H89ZM103 213H101V215H102ZM92 215V214H91ZM94 215H96L95 214V212H94ZM99 215V214H98ZM198 215V214H197ZM91 217V216H90ZM110 217V216H109ZM131 218V217H130ZM190 218H193V216L192 217H190ZM197 218H200V217H197ZM109 219V218H108ZM112 219V218H111ZM195 219H196V217H195ZM202 219V218H201ZM204 219V218H203ZM203 219L201 220V221H203ZM192 220V219H191ZM198 220V219H197ZM196 220V221H197ZM104 221V220H103ZM102 220L100 221V222H103ZM113 221V220H112ZM193 221V220H192ZM200 221V222H201ZM204 221H206V222H208L207 220H205L204 219ZM194 222V221H193ZM193 222H192V224H193ZM205 222V223H206ZM210 222V221H209ZM209 222H208V226H209ZM196 224L197 223H199V221L198 222H195ZM194 223V224H195ZM203 223V222H202ZM204 223V224H205ZM102 224V223H101ZM104 224H107L106 222L104 223ZM110 224V223H109ZM113 224V223H112ZM117 224H118V222H117ZM116 224V225H117ZM173 224V223H172ZM193 224V225H194ZM204 224H202V226L204 225ZM108 225V224H107ZM206 225V227H208ZM211 226H210V228H212V223L210 224ZM112 226V225H111ZM114 226V225H113ZM196 226V225H195ZM205 226V225H204ZM108 227V226H107ZM200 227H201V225H200ZM111 229H112V227H111ZM115 229V228H114ZM194 229H195V227H194ZM196 229H198V230H200L199 229V227L198 226H196ZM176 230V229H175ZM212 230H215V229H213L212 228ZM107 231V230H106ZM109 231V230H108ZM217 231V230H216ZM215 231V232H216ZM111 232V234H113V235H117V234H121L122 235V231L118 228V227H116V229L115 230H111L110 231ZM109 232V233H110ZM155 232V231H154ZM174 232V231H173ZM153 233V232H152ZM194 233V232H193ZM195 233H196V231H195ZM214 233V232H213ZM154 234V233H153ZM175 234H177L176 232H175ZM216 234H217V232H216ZM109 236V235H108ZM119 236V235H118ZM219 236V235H218ZM120 237H122L123 238V236H120ZM106 238V237H105ZM183 238V237H182ZM114 240H116V239H114ZM112 241L111 243H114L115 241ZM183 241V240H182ZM227 241V240H226ZM234 241V240H233ZM229 240L227 241V242H224V244L225 243H227L228 245H227V247H229L227 250H229V249H231L232 251H234L235 252V250H236V248H235V250H233L232 249V247H235V245L233 244L234 242H229ZM229 244H230V246H229ZM236 244V243H235ZM110 245V244H109ZM115 245H116V243H115ZM189 245H190V243H189ZM193 245H194V243H193ZM204 245V244H203ZM226 245V244H225ZM237 245V244H236ZM95 246V245H94ZM200 246H202V244L200 245ZM205 246V245H204ZM118 247V246H117ZM205 247H209L208 245L207 246H205ZM204 247V248H205ZM237 247V246H236ZM40 248V247H39ZM41 248H42V246H41ZM95 248V247H94ZM97 248H98V246H97ZM111 248H112V250H113V248H115V247H113V246H111ZM189 248V247H188ZM100 249V248H99ZM107 249V248H106ZM142 249V248H141ZM206 249V248H205ZM191 250V249H190ZM38 251H41V250H38ZM44 251V250H43ZM106 251V250H105ZM232 251H229V252H232ZM113 252H115V251H113ZM194 252V251H193ZM195 253V252H194ZM148 254V253H147ZM146 254V255H147ZM86 255V254H85ZM143 255V254H142ZM98 256H100V255H97V256H95V254H92V256L91 257H89V258H87L88 256H86V260H90V258H93L94 259V257L96 258V257H98ZM178 256V255H177ZM214 257H215V255H213ZM212 256V257H213ZM179 257V256H178ZM259 257V259H260V256H258ZM257 257V258H258ZM71 258V257H70ZM73 258V257H72ZM210 258V257H209ZM243 258H244V256H243ZM242 258V259H243ZM78 259V258H77ZM76 259V260H77ZM142 259V258H141ZM140 259V260H141ZM143 259H145V258H143ZM208 259V258H207ZM230 257H229V260L227 259V262H231L230 261ZM246 259V258H245ZM243 260V263H241V264H244L245 263V261L246 260ZM261 259H262V257H261ZM75 260V259H74ZM124 260V259H123ZM183 260V259H182ZM248 260V259H247ZM257 260V259H256ZM79 261V260H78ZM85 261V260H84ZM95 261V260H94ZM145 261H147V260H145ZM255 261V260H254ZM72 262H73V260H72ZM76 262V264H79V263H77V261H75ZM88 262V261H87ZM91 262H93L92 260H90V262L89 263H91ZM115 262H117V260H115ZM177 262V261H176ZM258 262V261H257ZM257 262L255 263V264H257ZM259 262H260V260H259ZM258 262V263H259ZM261 262H262V260H261ZM80 263L81 264H84L83 263V261L81 262L80 261ZM152 263V262H151ZM220 263V262H219ZM253 263V262H252ZM263 263V262H262ZM178 264V263H177ZM226 264V263H225ZM261 264V263H260Z\"/></svg>","mask_w":264,"mask_h":264}]
</instances>
